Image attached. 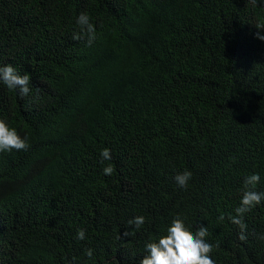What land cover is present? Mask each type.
Wrapping results in <instances>:
<instances>
[{"label": "trees", "instance_id": "16d2710c", "mask_svg": "<svg viewBox=\"0 0 264 264\" xmlns=\"http://www.w3.org/2000/svg\"><path fill=\"white\" fill-rule=\"evenodd\" d=\"M81 12L91 44L73 39ZM258 24L250 0H0V66L30 76L24 97L0 84L29 145L0 152V264H139L176 216L208 228L215 264H264V202L244 241L228 219L246 175L264 190Z\"/></svg>", "mask_w": 264, "mask_h": 264}, {"label": "clouds", "instance_id": "9594fccd", "mask_svg": "<svg viewBox=\"0 0 264 264\" xmlns=\"http://www.w3.org/2000/svg\"><path fill=\"white\" fill-rule=\"evenodd\" d=\"M253 5H264V0H250ZM75 24L78 26L79 35L74 32L73 39L83 38L86 34V43L91 44L95 39V29L89 20V16L85 12H81L76 16ZM257 29H264V24H258ZM254 37L264 42V34L261 32L254 33ZM30 76L27 73L19 74L17 70L10 64L0 66V84L9 90H13L20 97L26 96L30 89ZM28 137H21L14 127L9 126L6 120L0 119V152L11 150H26L28 148ZM99 156L103 161H110L111 155L108 148H102ZM114 171L111 163L102 168L104 175H111ZM191 176L187 172L177 174L173 177L176 188L184 191L186 185L189 184ZM261 176L258 172L246 175L242 180V189L240 193L239 204L234 208L235 215H230L228 219L231 223L239 228L238 239L246 240L244 234L246 225L243 222V216L251 208L261 205L264 202V190L257 191L256 186L259 184ZM219 221L224 220L221 214L217 217ZM143 216H135L128 224L134 228H140L144 223ZM127 235V233H125ZM209 231L206 226H198L194 232L189 231L185 226L184 220L179 217H173L164 235L156 240H149L144 245L146 255L142 257L139 264H215L209 253L213 250L206 237ZM258 239L264 240V233L258 234ZM75 239L78 241L85 240V232L83 229H77ZM84 255L92 256V249H85Z\"/></svg>", "mask_w": 264, "mask_h": 264}]
</instances>
